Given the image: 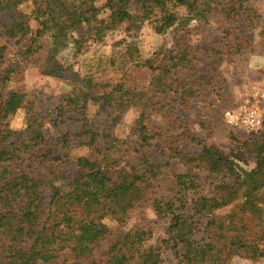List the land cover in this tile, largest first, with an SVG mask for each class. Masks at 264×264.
Here are the masks:
<instances>
[{
	"label": "trees",
	"instance_id": "trees-1",
	"mask_svg": "<svg viewBox=\"0 0 264 264\" xmlns=\"http://www.w3.org/2000/svg\"><path fill=\"white\" fill-rule=\"evenodd\" d=\"M79 1L72 4L74 0H0V12H8L14 21L7 30L9 36L28 39V52L40 48L37 43L42 36L52 37L49 73L57 75L59 65L53 67L57 65L55 55L69 43H76L71 41L70 33L83 23L89 32L102 33L121 24L139 28L149 20L158 33H164L195 18L207 20L215 6L226 20L238 18L247 10L246 0H105L102 7L110 13L106 19H100L97 0ZM28 4L32 6L31 13L22 8ZM179 6L186 8L188 16H180ZM32 19L37 22L36 29L30 24ZM234 45L242 49L240 44L228 42L224 46L212 45L206 51L221 54L234 49ZM126 53L133 64L140 63L137 47L129 44ZM197 58L189 45L170 50L158 58L157 65V58L144 62L157 72L151 92L117 84L100 97L104 107L117 113L115 121L125 109L137 106L139 116L134 127L140 135L135 140L89 128L82 108L77 106L65 108L57 116L62 119L76 109L84 117L77 133L61 132L48 140L39 115L32 110L27 112L26 127L12 130L7 119L26 107L27 99L17 90H0V264H51L61 257L62 264L71 259L72 264H162L164 250L144 245L153 235L149 225L136 224L117 234L111 224L125 222L133 210L144 211L146 206L153 207L160 219L168 220L167 238L163 241L173 252L174 264H230L231 255L253 260L264 256V246L260 245L264 230L258 240L245 238L251 227L243 216L249 212L264 222V142L255 147V166L248 169L238 164L239 172L227 156L202 139H197L202 148L196 155L175 144L173 131L186 122L176 117L175 109H189L198 88L171 75L176 68L193 69ZM17 68V64H11L3 72L0 86L10 81ZM157 115L161 116V124H157ZM263 127L264 123L258 134L264 135ZM75 138L89 152L77 157L74 170L67 171L65 149ZM190 139L196 140L192 136ZM55 149L63 152L58 159L52 156ZM160 156L167 157V161H158ZM174 158L187 167L185 172L173 173L171 191L176 202L150 192ZM194 168L211 174L228 169L233 180L216 183L211 196L200 194L193 198L189 213L187 192L197 189L202 179ZM237 200L242 204L236 211L227 215L216 213ZM199 233L203 234L201 238ZM103 242H107L102 252L106 257H99L97 250Z\"/></svg>",
	"mask_w": 264,
	"mask_h": 264
},
{
	"label": "rangeland",
	"instance_id": "rangeland-1",
	"mask_svg": "<svg viewBox=\"0 0 264 264\" xmlns=\"http://www.w3.org/2000/svg\"><path fill=\"white\" fill-rule=\"evenodd\" d=\"M71 3L77 4L80 1L74 0ZM104 3L105 0L96 1V5L100 7V19H106L110 13L107 8L102 7ZM245 6L247 10L242 11L243 15L231 20H226L215 6L207 20L195 18L185 26L178 25L164 33H158L149 20L142 22L139 28L121 24L102 33L95 30L89 32L88 26L83 23L70 33L71 41L75 40L76 43H69L55 55L54 61L57 65L53 67L59 65L57 75L49 73L52 66L48 59L52 37L49 34L42 36L37 43L39 49L34 52L26 51L29 46L28 39H21L20 36L12 38L8 35L7 30L14 21L8 12L1 11L0 81L3 72L11 64H17L18 68L11 73L10 81L0 86V90L14 89L25 94L27 99L26 107L8 117L10 128L23 130L26 127L27 112L32 110V113L39 115L43 129L48 132V140L58 137L61 132L77 133L84 117L78 115L76 109L69 111L62 119L57 118L58 113L65 108L69 110L70 107L77 106L82 108L81 112L89 128L108 130L120 138L135 140L140 135V131L134 127L139 116L137 106L125 109L115 121L113 118L117 113L110 107H104L100 97L117 84L151 92L157 82V72L144 62L148 59H158L170 50L178 51L189 45L198 54V58L193 62L194 68H176L171 76L193 83L198 88V93L190 99L189 109H175L176 117L186 120L181 127L173 131L177 139L175 144L196 155L202 148L197 139H202L213 146L215 151L227 156L235 167L239 164L243 168H253L256 164L255 147L262 145L264 135L258 134L259 130H249L233 123L229 114L237 113L240 104L249 102L260 107L264 118V101L257 103L254 98L256 90L264 92V0H246ZM22 8L27 13L32 11L30 4ZM177 9L181 17L188 16L186 8L179 6ZM30 24L36 29L37 22L34 19ZM228 42H236L242 49L239 50L237 45H234V49H229L228 52L224 50L221 54L206 51L212 45L224 46ZM129 44L139 50L140 63L137 65L129 61V55L126 53ZM159 60H156V65ZM155 118L157 124H161V116L157 115ZM191 136L196 140H191ZM79 140L75 138L65 149L67 163L64 169L67 171L74 170L77 157L89 152L86 145L79 144ZM62 153L61 149H55L52 156L58 159ZM157 160L166 162L167 157L160 156ZM186 168L177 158L172 159L164 173L154 182L150 192L155 193L157 197L166 196L176 202L175 193L171 191L173 173L185 172ZM236 171L239 172L237 167ZM194 172L202 179L197 189L187 192L189 213H192L193 198L200 194L211 196L216 183L233 180L228 169L211 174L205 169L194 168ZM47 196L48 191L43 197ZM261 203L264 207V197ZM241 204L242 201L237 200L220 208L216 213L227 215L236 211ZM243 216L244 222L251 227L245 233V238L258 240L264 230V222H259L249 212ZM111 224L117 234H122L136 224L149 225L153 235L144 241V245L160 246L164 250L165 260L162 264L176 262L169 244L163 241V238H167L165 230L168 220L160 219L153 207L146 206L144 211L135 209L125 222L112 221ZM202 236V233L198 234V238ZM260 245L264 246V241ZM106 248L107 242H103L97 250V256L106 257L102 253ZM63 260L61 257L51 264H62ZM228 261L230 264H264V256L253 260L241 255H231ZM73 262L71 259L67 264Z\"/></svg>",
	"mask_w": 264,
	"mask_h": 264
},
{
	"label": "built area",
	"instance_id": "built-area-1",
	"mask_svg": "<svg viewBox=\"0 0 264 264\" xmlns=\"http://www.w3.org/2000/svg\"><path fill=\"white\" fill-rule=\"evenodd\" d=\"M254 98L257 103L264 101V92L256 90ZM229 114L233 123L249 130H258L264 123L262 111L255 103L250 104L249 102H244L239 105L237 113L232 115V113L229 112Z\"/></svg>",
	"mask_w": 264,
	"mask_h": 264
}]
</instances>
